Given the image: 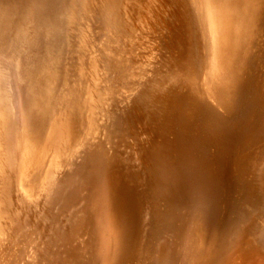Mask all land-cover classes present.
I'll list each match as a JSON object with an SVG mask.
<instances>
[{
    "label": "bare ground",
    "instance_id": "1",
    "mask_svg": "<svg viewBox=\"0 0 264 264\" xmlns=\"http://www.w3.org/2000/svg\"><path fill=\"white\" fill-rule=\"evenodd\" d=\"M256 72L261 75L259 83L262 90L259 86L258 88L264 96V0H0V264H57L59 262L57 260L63 257L61 255V253L64 254L63 250L68 249L65 248L67 243L71 238H76L82 224H85L83 223L84 213L89 210L87 205L91 203L89 196L94 195L91 193L93 188L91 194L87 193V185L93 184L94 178L92 177L96 174L95 170H92L94 162L97 165L101 160V163L106 162L108 165L115 157L116 124L120 114L135 107L134 104L143 103L149 106L150 110H158V114L166 109L175 108V106L177 108L180 102L177 98L175 99L176 93H186L191 102V108L195 111L203 112L207 111V108H212L229 112L234 108L243 89L252 81ZM253 110L255 114L257 108ZM147 114L148 112L146 116ZM150 115L152 116L151 113ZM179 121L181 127L176 137L172 139L170 137L166 143L169 157H174L175 161H173L177 164L176 166L171 163L174 165L171 169L176 173L179 172L175 173L177 183L174 184L176 188L173 190L176 191L177 198L178 196L185 197L189 193H197L202 197L206 195L214 204L226 201L225 192L230 182L227 164L232 153L230 150L234 149L237 137L231 135L223 139L226 136L217 137L202 132L203 141L198 143L192 135V127H187L185 122L181 123L182 120ZM247 122L249 124L250 120ZM145 125L147 126V123ZM151 125L147 126L149 130L152 129ZM141 134L144 133L141 132ZM158 141L159 139L156 142ZM210 142H214L212 143L214 150L208 153L203 148ZM154 146L156 147V144ZM158 147L161 148L160 144ZM152 154L154 155L153 151ZM262 158L258 160L259 162L255 160L252 166L256 167L259 163V168L261 166L263 168L264 159ZM159 160L164 159L159 158ZM232 164L235 165V163ZM107 165L103 166L104 169L108 168ZM168 165L170 164L167 162V167L164 166V169L168 168ZM161 166L159 168H162ZM97 171L100 172L99 169ZM105 172L102 173L109 174ZM150 173L148 171L149 175ZM160 173L164 175L162 171ZM112 175L113 173L110 176ZM239 177L240 175L238 180ZM119 178L122 180L121 177ZM233 178H231L232 181ZM165 180L167 181V178ZM243 180L246 179L243 178ZM116 181L119 182V179ZM116 181L113 183L115 182L118 188L120 186L117 187L119 183ZM94 184L97 186L99 183L97 184L95 180ZM108 185L110 184H107V187ZM126 185L129 184L126 182ZM156 187H158L157 184ZM170 188H172L171 185ZM156 189L153 191L155 192ZM260 189L262 190V187ZM109 193H105L104 197ZM139 194L128 190L125 194L127 199L123 209L119 206L116 210V204L114 206L113 201L110 202L107 198L109 202L105 203V209L99 210L100 212L97 211L99 208L96 210V214L102 216V219L99 217L103 232L100 237L102 246H100L102 250L104 248V253L108 254L110 253L109 248H113L110 256L103 253L105 260L101 261L104 264L116 262L114 260L121 241L123 220L129 246L142 237L139 233L141 226L138 211L141 197ZM159 196L156 198L159 199ZM100 197H102L101 194ZM168 197L171 198L169 195ZM97 198L96 201L92 200L94 206ZM182 202L185 203L184 200ZM102 203L99 206L104 208ZM165 204L168 205L167 202ZM169 205L171 209V203ZM158 206L160 207V204ZM159 207L156 206L155 209ZM232 207L229 211H232ZM152 210L151 213L156 211ZM90 211L94 213L93 210L90 209ZM166 212L165 210V214L168 213ZM87 214L89 213L85 215ZM96 214L94 215L97 216ZM91 216L87 217L92 218ZM95 216L94 221L98 218ZM252 218L254 220V217ZM183 219L182 223L185 221V218ZM259 219L258 234L255 232L254 237L261 241L264 237V212ZM157 220L159 222V219ZM92 221L89 224L90 229L91 225H95ZM85 225L84 227L87 228ZM182 227H184L183 224L181 229ZM166 228L168 227H165V231ZM184 230L182 229L183 232ZM186 230L189 231V229ZM219 230L221 231L222 228ZM92 231V236H95L94 230ZM164 232L162 231L163 234ZM88 233L84 235H89ZM72 235L75 236L72 237ZM173 236L176 237V235ZM229 236L225 234L219 241L220 239H217L212 232L206 234L200 226L196 225L192 235L186 238L189 241L184 247L185 259L183 256L184 260L179 258L178 261H184L182 264H211L212 262L213 264H242L251 253L257 254V245L254 246L253 243L247 245L248 243L244 242L240 244L236 241L238 238L235 240L234 236L233 238ZM167 237L166 235L163 238ZM87 238L84 240L85 243ZM74 240H72L73 243ZM167 241L168 239L165 242ZM216 241L223 243L222 248L219 247L220 253L226 249L222 259L216 258L219 255V250L215 246ZM89 243H86V246H89ZM80 246L82 247L81 244ZM151 246L154 247V242ZM182 246L179 244V247ZM69 247H76V245ZM174 248L178 247L175 245ZM72 249H68L70 253ZM82 251L84 252L83 249ZM154 251L158 252L156 249ZM92 252L94 253L93 249ZM164 253L161 255L163 260H165ZM68 254L67 257L74 253L69 256ZM151 255L149 257L154 256ZM67 257L66 263L68 264ZM149 257L147 259H150ZM77 258H71V262L73 263ZM139 259L140 262L143 260L140 257ZM153 259L156 260L154 257ZM173 259H168L170 264L173 263L171 262ZM163 260L162 264L165 263Z\"/></svg>",
    "mask_w": 264,
    "mask_h": 264
},
{
    "label": "rangeland",
    "instance_id": "2",
    "mask_svg": "<svg viewBox=\"0 0 264 264\" xmlns=\"http://www.w3.org/2000/svg\"><path fill=\"white\" fill-rule=\"evenodd\" d=\"M178 33H179V30H178ZM259 79V80H258ZM260 79H261V75H260V73H258V72H256V74L254 75V77H253V79H252V81L248 84V86L247 87H245L244 89H243V91H242V93H241V95H240V97H239V99H238V101H237V103L235 104V106H234V108L232 109V110H230L229 112H222V111H220V110H215V109H212V108H207V111H203V112H199V111H195L194 109H192L191 108V102H190V100H189V98L187 97L188 95H186V93H176L174 96H176L175 97V99L177 98V100H179V102H180V104L177 106V108H176V106H175V108H171V109H166V110H164V111H162V113H160L159 112V114H158V110H154V109H149V106H147V105H145L144 103L143 104H134L133 106H137V109H136V106L135 107H133V108H129L128 110H126V111H124L122 114H120V116H119V119H118V121H117V124H116V135H117V138H116V140H117V145H116V148H115V157H114V159L110 162V164H106V162H102L101 163V160L99 161V163H101V164H99V163H97V165H96V162H94L95 164H94V168H92V170H95V172H96V174H95V177H94V175H93V177H92V179H93V184L92 185H87V187H88V190H87V193H89V194H91V193H93L94 195H95V197L97 198V197H99V199L97 198V202H96V204H95V206H94V202L92 201V200H95L96 201V198L94 197V195H92L91 194V196H89L90 197V199H89V202H91V203H89L88 205H87V209H89V210H86V213H89V214H87V215H85L86 213H84V217H85V219L87 220V218H89L87 221H89V222H87L84 218V220H83V223H85V224H88V225H85V226H87V228H85L84 227V225L82 224V226H81V229H79V232H78V234H80V236L79 237H81V238H79L77 235L75 236V235H72V237H76V238H71V240L70 241H72L73 239H75L74 240V243H73V241H72V246H74V245H76V247H69V246H71L70 245V241H69V243H67V245L65 246V248H68V249H71V248H75V250H77L76 252H78V253H76L75 252V250H71L72 252L71 253H76L75 255H77V256H79L78 258L74 255V254H72V255H70L71 253H70V251L68 250V249H64L65 251H66V253H65V251L63 250V252H64V254H62L61 253V255H63V257H59V259L61 258V260H57V261H59V262H57V264L59 263H61V264H67L66 262H67V260H66V257H67V254H68V252L70 253V254H68V256L69 257H67L68 258V264H75L76 262V264H78L79 262H80V264L82 263V264H84V263H86V264H99V263H103L104 264V262H102L103 260H105L104 258L105 257H103V253H104V248H103V250H102V248H101V246H102V244H101V238L100 237H102V234H103V232H102V229H101V227L100 226H102V222L100 223V221H101V219H102V216H100V215H98V213L96 214V210L97 211H99V210H102V209H105V207L104 206H106L105 205V203L106 202H109V200H110V202H112L113 201V203H114V206H115V204H116V206H115V208H116V210H118L119 208L120 209H123V205L125 204V201H126V199H127V197L125 196V194H126V192H128V190H133L134 192H136L137 193V195L139 194V196H141L140 197V201H139V212H140V231H139V233L141 234V238L139 239L138 238V241H137V239L134 241V243L132 242V244L130 245V246H132V247H130L129 245H128V242H127V236H126V226H125V222H124V220H123V223H122V225H121V241H120V245H119V248L117 249V253H116V259L114 260V261H116V262H114L113 264H116L117 262V264H146V263H148V264H162L161 262H162V260H163V256H161V255H163V253L165 254V255H167L166 256V258H167V260H166V258H165V255H164V259L165 260H163L165 263H163V264H166V263H168V264H170V261L168 260V259H173L174 258V256H175V259H173V260H171V262H173V263H171V264H174V263H177V264H182L184 261H178V260H180V259H182V260H184L185 259V256H186V252H185V245H187L186 243H188V241H189V239L188 240H186V238H189V236H191L192 235V233H193V229H194V227L197 225V226H200L202 229H203V231L206 233V234H211V232L213 233V235H215L216 237H217V239H220L221 238V236H224L225 234H227V236H234V238H235V240L238 242V243H240L241 244V242H244L245 244H247V245H250V243H253L254 244V246H256V251H257V254H256V256H258V257H261V258H264V255H262V254H264V237H262L261 238V241H260V239H255V232H256V234H258L257 232H258V230H259V221H260V215L262 214V212H264L263 211V209H264V183H263V181H264V177H263V175H264V171H262V169L264 170V167L262 168V166H261V168H259V163H258V166H252V163L255 161V160H259V159H261L262 157V159H264V96L261 94V90H262V87H260L261 85H260V83H259V81H260ZM258 86H259V88L261 89H259L258 88ZM259 89V90H258ZM256 90L260 93V94H258V92H256ZM253 92V93H252ZM179 94H180V96H179ZM245 94V95H244ZM256 94V95H255ZM257 94H258V96H257ZM257 96V97H256ZM260 97H261V99H260ZM255 100V101H254ZM261 100V101H260ZM261 103H260V102ZM260 105H259V104ZM255 105V106H254ZM141 108H139V107ZM255 108V110H256V108H257V110H256V113L254 114L253 112H255L253 109ZM130 109H131V112H132V114H131V112H130ZM144 109H146V110H144ZM133 110V111H132ZM170 110V111H169ZM153 111V112H152ZM156 111V112H155ZM128 112V113H127ZM143 112V113H142ZM148 112V114H147V116H146V113ZM155 112V113H154ZM171 112V113H170ZM135 115H137V116H135ZM150 113L152 114V116L150 115ZM170 113V114H169ZM127 114V115H126ZM154 114H155V116H154ZM157 114V115H156ZM253 114V115H252ZM258 114V115H257ZM149 115H150V117H149ZM163 115V116H162ZM168 115H170V117L168 116ZM230 115V116H229ZM251 115H252V117H251ZM128 116V117H127ZM168 116V117H167ZM246 116H247V118H249L248 120H246L245 121V119H247L246 118ZM249 116V117H248ZM253 116H255L254 118H253ZM256 116H258V118L256 117ZM262 116V117H261ZM140 118V119H139ZM146 120H145V119ZM148 118V119H147ZM252 118L254 119V120H252ZM134 119H136L137 121H135ZM151 119H152V121H151ZM167 121H166V120ZM158 122H157V121ZM161 120V121H160ZM165 120V121H164ZM172 120V121H171ZM177 120H178V122H177ZM179 120H182L181 121V123L182 122H185L186 124H187V127L189 126V127H192L191 128V130H193V133H192V135H193V137L195 138V140H196V142H201V140L203 139H201V137H202V135H204L203 133H206V134H209V135H212V136H217V137H220V136H226V137H224L223 139H227L229 136H231V135H235L236 137H237V139H236V143H235V147H234V149L231 151L230 150V152H232L231 153V156H230V158L228 159V164H227V171H228V180L230 181L229 182V186H227V189H226V192H225V196H226V201H223V202H217V203H211V201H210V199H208V197L205 195L204 197H202L201 196V194H197V193H189L187 196H185V197H182V196H178V198H177V195L175 194L176 193V191H173L174 190V188H176V181H177V175L176 174H178L179 172H175V171H172L173 169H171L172 168V166H173V168H174V165L173 164H171V163H174L175 164V159H174V157H172V156H170L169 157V155H168V151H167V147H166V143H167V140L170 138V139H172V138H174V137H176V135H177V133H178V130H180V127H181V124L179 125ZM250 120V123H252V124H248V122L247 121H249ZM256 120V121H255ZM130 121V122H129ZM148 121V122H147ZM164 121V122H163ZM258 121H260L261 122V124H260V122H258ZM141 122V124H142V126H140L141 124H139ZM147 123V126H149V125H151V122H153V123H155L154 125H153V123H152V125L150 126V128L152 127V129H150L149 130V127H147L145 124ZM166 122V123H165ZM246 122H247V126L245 125L246 124ZM136 123H137V125H136ZM162 123H164V124H162ZM138 124H139V127H138ZM149 124V125H148ZM161 124V125H160ZM258 124V125H257ZM144 125V126H143ZM162 126L161 128L159 127L158 128V126ZM163 125H165V126H163ZM240 125V126H239ZM146 126V127H145ZM155 126H157V127H155ZM238 126V127H237ZM138 127V128H137ZM153 127H154V129H153ZM247 128H249L248 130H247ZM141 129V130H140ZM155 129H157V130H155ZM161 129V130H160ZM150 132H148V131ZM154 130V131H153ZM244 130V131H243ZM262 130V131H261ZM158 132V134H156L157 132ZM139 132V133H138ZM141 132H143L144 134H141ZM203 132V133H202ZM146 133V134H145ZM139 134H140V136H139ZM151 134V135H150ZM153 134V135H152ZM162 134V135H161ZM166 134V135H165ZM247 134V135H246ZM149 135V137L147 138V136ZM156 137H155V136ZM170 135V136H169ZM199 135H201V136H199ZM143 136V137H142ZM146 136V137H145ZM159 137V138H158ZM160 137H162V138H160ZM244 137H245V139H244ZM152 138V139H151ZM145 139V140H144ZM151 139V142L149 141ZM159 139V141L158 142H156L157 140ZM162 141H161V140ZM147 140H148V142H147ZM154 142H153V141ZM145 141V142H144ZM203 141V140H202ZM143 142V143H142ZM156 142V143H155ZM253 142V143H252ZM149 143H151V144H149ZM162 143H163V145H162ZM212 143H214V142H210V143H208V146H206L205 148H203V150H207L208 151V153H210V152H212L213 150H214V145L212 144ZM154 144H156V147L154 146ZM159 144H160V147L161 148H159L158 146H159ZM241 144H243V145H241ZM165 145V146H164ZM148 146H150V147H148ZM250 146H252V147H250ZM154 149H152V148ZM241 147H243V148H241ZM248 147V148H247ZM146 148V149H145ZM149 148V149H148ZM157 148V149H156ZM223 148V147H222ZM135 149V150H134ZM159 149H160V151H159ZM246 149V150H245ZM142 150L144 151V152H142ZM147 150V151H146ZM150 150H151V152H150ZM158 150V151H157ZM243 152H242V151ZM246 152H245V151ZM258 150V151H257ZM152 151H153V153H154V155L152 154ZM154 151H156V152H154ZM162 151V152H161ZM240 152V155H238V153ZM248 152V153H247ZM135 153V154H134ZM157 153H159V154H157ZM150 154V155H149ZM166 155V156H163V155ZM144 155V156H143ZM151 155H153V156H151ZM167 155H168V157H167ZM238 155V156H237ZM253 155V156H252ZM148 158H147V157ZM197 156V155H196ZM237 156V157H236ZM137 157V158H136ZM143 157V158H142ZM243 157V158H242ZM144 158H146L147 160H149V161H147L146 159L144 160ZM152 160H151V159ZM158 158V159H157ZM159 158L160 159H164V160H159ZM249 158V159H248ZM158 160V162H157V160ZM167 159V160H166ZM246 159V160H245ZM154 161V162H151V161ZM165 160H166V163H165ZM171 160V161H170ZM174 160V161H173ZM240 160V161H239ZM123 161V162H122ZM160 161L162 162V163H160ZM149 162V163H148ZM167 162L171 165H168V168H166V169H164V166H166L167 167ZM259 162V161H258ZM113 163V164H112ZM119 163V164H118ZM159 163H160V165H162L161 167L162 168H159ZM165 163V164H164ZM232 163H235V165L234 164H232ZM245 163V164H244ZM102 164H104V165H102ZM117 164V165H116ZM155 164V165H154ZM156 164H157V166H156ZM99 165V166H98ZM100 165H102V166H100ZM105 165H107V167L108 168H105L104 169V167H106ZM114 167H113V166ZM127 165V166H126ZM130 165V166H129ZM154 167H153V166ZM176 166H177V164H175ZM232 165V166H231ZM247 165V166H246ZM104 166V167H103ZM117 166V167H116ZM125 166V167H124ZM134 167V166H137V167H134V168H131V167ZM234 166V167H233ZM97 167H99V168H97ZM111 167V168H110ZM116 167V168H115ZM119 167V168H118ZM148 167V168H147ZM151 167V168H150ZM158 169H157V168ZM234 169H233V168ZM238 167V168H237ZM241 169H240V168ZM102 168V169H101ZM135 168H137V169H135ZM156 168V169H155ZM170 168V169H169ZM250 168V169H249ZM256 168H259V169H257V170H255ZM99 169V171L100 172H98L97 170ZM103 169H104V171H103ZM107 169V170H106ZM108 169H110V170H108ZM132 169V170H131ZM153 169H155V170H153ZM160 169H164V170H160ZM102 170V171H101ZM111 170H113V171H111ZM114 170H115V172H118V170H120L118 173L119 174H121V175H119L118 173H115L114 172ZM123 170V171H122ZM125 170V171H124ZM153 170V171H152ZM170 170V171H169ZM231 170H233L234 171V173H233V171H231ZM241 170H243V171H241ZM259 170V171H258ZM105 171H107V173L109 172V174L111 173H113V177L112 176H110L109 174H107L109 177H107V175L106 174H103V173H106ZM148 171H149V173H150V175L148 174ZM162 171V173H164V175L163 174H161L160 172ZM172 171V172H171ZM231 171V172H230ZM260 171H261V173H260ZM103 172V173H102ZM127 172H128V174H127ZM133 174H132V173ZM139 172H142V173H139ZM155 172V173H154ZM159 173V175H157V173ZM165 172H167V173H165ZM171 172V173H170ZM240 172V173H239ZM246 172V173H245ZM257 172L259 173V174H257ZM100 173H101V176H100ZM123 173H125V174H123ZM145 173V174H144ZM176 173V174H175ZM116 174V175H115ZM127 174V175H126ZM132 174V175H131ZM140 174H144V175H140ZM154 174H156V176L154 175ZM175 174V175H174ZM236 174V175H235ZM245 176H244V175ZM105 176V178L107 179V178H110L108 181L105 179L104 180V176ZM126 177H124V176ZM147 175V176H146ZM240 175V177H239V180H238V176ZM241 175H243L242 177H241ZM250 175V176H249ZM259 175V176H258ZM97 176V177H96ZM100 176V177H99ZM159 176H161V178L159 177ZM164 176H166V177H164ZM171 176H172V178H171ZM257 176H258V178H257ZM99 177V178H98ZM119 177H121L122 178V180L119 178ZM140 177V178H139ZM149 177H153V180H151V178H149ZM156 177H158L157 179H156ZM162 177H163V179L165 178H167V181L164 179H162ZM174 177V178H173ZM235 179H234V178ZM263 177V178H262ZM101 178V179H100ZM103 178V179H102ZM119 179V182L118 181H116L117 179ZM127 180H125V179ZM160 178V179H159ZM168 178H169V180H168ZM231 178H233V181H232V179ZM243 178L244 179H246V180H243ZM248 178V179H247ZM98 179V180H97ZM99 179H100V181H99ZM113 179V180H112ZM116 179V180H115ZM154 179H156V180H154ZM175 179H176V181H175ZM262 179V180H261ZM95 180H96V183L98 184H96L97 186H95ZM151 180V181H150ZM160 180H162V181H160ZM98 181V182H97ZM106 181V182H105ZM113 181H116V182H118L119 183V185H117V187L118 186H120V187H118V188H116V184H114L113 183ZM125 181V182H124ZM134 181V182H133ZM156 181H157V183H156ZM160 181V182H159ZM164 181H166V182H164ZM170 181V182H169ZM249 181V182H248ZM126 182L129 184V185H126ZM164 183V184H162V183ZM168 182H169V185H168ZM242 184H241V183ZM102 183V184H101ZM104 183L106 184V185H104ZM117 183V184H118ZM125 183V184H124ZM150 183V184H149ZM152 183H154V184H152ZM158 185V187H156V184ZM159 183V184H158ZM161 183V184H160ZM233 183H235V184H233ZM241 185H240V184ZM247 183V184H246ZM261 183V184H260ZM263 183V184H262ZM107 184H110V185H108V187H107ZM131 184V185H130ZM172 184H173V186H172ZM175 184V185H174ZM255 184V185H254ZM93 185H94V187H93ZM111 185H112V187H111ZM161 185H167L166 187H164V186H161ZM170 185H171V187L172 188H170ZM234 185V186H233ZM115 188H114V187ZM122 186H125L124 188H122ZM129 186V187H128ZM144 186V187H143ZM157 188H155V187ZM258 186H261L262 187V190L258 187ZM97 188L96 190L94 189V188ZM104 187H105V190H104ZM128 187V188H127ZM135 187V188H134ZM151 187H153V189L155 190L156 189V191L154 192L153 191V189L151 188ZM161 187V188H160ZM233 187H235V189H236V191H235V189L233 188ZM238 187V188H237ZM92 188H93V191L95 192H93L92 191ZM100 190H102V191H100ZM109 189V192L110 191H114V192H108V189ZM110 188H111V190H110ZM122 188V189H121ZM150 188V189H149ZM158 188H160V190H158ZM166 188V189H165ZM241 188V189H240ZM249 190H248V189ZM118 189V190H117ZM126 189V190H125ZM243 189H245V190H243ZM161 190H163L164 192H162ZM169 190H170V192H169ZM172 190V191H171ZM238 190L240 191V192H238ZM92 191V192H91ZM104 191H107V192H105L106 194L107 193H109L108 195H105V197H104ZM118 191H119V193H118ZM143 191V192H142ZM159 193H158V192ZM165 191H166V194H168L169 196H171V198L170 197H168V195H167V197H166V194H165ZM231 191V192H230ZM234 191V192H233ZM244 193H243V192ZM250 192V193H248V192ZM91 192V193H90ZM97 192V193H96ZM102 192V193H101ZM122 192V193H121ZM123 192H124V194H123ZM144 192L146 193V194H144ZM160 195H157V193ZM247 192V193H246ZM260 192H262V193H260ZM99 193V194H98ZM112 193V194H111ZM115 193H118V194H115ZM121 193V194H120ZM162 193H164L165 194V197H164V194L162 195ZM242 193V194H241ZM88 194V195H89ZM98 196H97V195ZM100 194H101V196L102 197H100ZM123 194V195H122ZM142 194V195H141ZM149 194V195H148ZM153 194V195H152ZM170 194H172V195H170ZM249 194V195H248ZM157 195V196H156ZM245 195H248L247 197L245 196ZM252 195V196H251ZM107 196V197H106ZM112 196V197H111ZM116 196V197H115ZM117 196H118V199H117ZM146 196V197H145ZM148 196V197H147ZM153 196H156V197H160L159 199L158 198H154ZM163 198H162V197ZM240 196H242V197H240ZM249 196H250V198H249ZM104 197V198H103ZM153 198V201H152V198ZM175 197V198H174ZM180 197V198H179ZM232 197H233V199L234 198H236V199H234L235 201L237 200V203H235V201L232 199ZM251 197H254L253 199L251 198ZM103 198V199H102ZM106 198V199H105ZM109 200H108V199ZM123 198V199H122ZM144 198H145V200H144ZM165 198V200H163ZM238 198V199H237ZM248 198V199H247ZM256 198V199H255ZM114 199V200H113ZM141 199H142V201H141ZM147 199V200H146ZM169 199V200H168ZM174 199H176V200H174ZM180 199V200H179ZM231 199H232V202H231ZM101 200H102V202H101ZM105 200H107V201H105ZM121 200V201H120ZM161 200V201H160ZM173 202H172V201ZM179 200V201H178ZM184 200V204H183V201ZM187 200H188V202H187ZM239 200V201H238ZM243 200V201H242ZM251 200V201H250ZM103 204L102 206L104 207V208H101L99 205H101V203ZM119 201V202H118ZM148 201V202H147ZM151 201V202H150ZM160 201V202H159ZM164 201V202H163ZM169 201H170V203H171V209H170V203H169ZM93 202V203H92ZM146 202V203H145ZM156 202V203H155ZM158 202H159V204H160V207L158 206L159 204H158ZM165 202H167L168 203V205L167 204H165ZM180 202V203H179ZM242 202V203H241ZM244 202V203H243ZM253 202V203H252ZM259 202H260V204H259ZM99 203V204H98ZM153 203V204H152ZM162 203V204H161ZM164 203V204H163ZM172 203H173V206H175V207H173L172 206ZM231 203V204H230ZM232 203H234L233 204V207H232ZM253 205H252V204ZM93 204V205H92ZM98 204V205H97ZM141 204V205H140ZM152 204V206L150 207V205ZM154 204H158V205H154ZM177 204H179V205H177ZM180 204H182L183 205V207H182V205H180ZM185 204H187V205H185ZM189 204V205H188ZM191 204H192V206H191ZM236 204V205H235ZM249 204V205H248ZM251 204V205H250ZM259 204V205H258ZM90 205V206H89ZM145 205V206H144ZM148 205V206H147ZM166 207H165V206ZM231 205V206H230ZM94 206V209H95V211H94V209L92 208ZM96 206H97V208H96ZM120 206V207H119ZM157 206V208L159 207V209H163L162 211L161 210H159V209H155V207ZM179 206V207H178ZM119 207V208H118ZM167 207L169 208V209H167ZM185 207V208H184ZM230 207H232V211H229L231 208ZM236 207H238V209L236 208ZM242 207V208H241ZM258 209H257V208ZM260 207H262V209L260 208ZM101 208V209H100ZM153 210H152V209ZM164 208H165V210L168 212H166L167 214H165V210H164ZM172 208H174V209H172ZM175 208H176V210H175ZM181 208V210H178V209H180ZM230 208V209H229ZM250 208V209H249ZM256 208V209H255ZM90 209L91 210H93V212L94 213H92V211H90ZM143 209V210H142ZM240 209V210H239ZM243 209H245V211L243 210ZM250 211H249V210ZM254 209V210H253ZM141 210V211H140ZM151 210L152 211H155V212H152L151 213ZM170 210V211H169ZM171 210H173V211H171ZM174 210H175V212H174ZM215 210H216V213H215ZM221 210V211H220ZM235 210H236V213H235ZM243 212H242V211ZM256 210V211H255ZM261 210H262V212H261ZM87 211H89V212H87ZM146 211V212H145ZM157 211H160L159 213H157V214H159V215H157V214H155ZM177 211V212H176ZM188 211V212H187ZM240 211V212H239ZM253 211V212H252ZM100 212V211H99ZM144 212H145V214H144ZM162 212V213H161ZM164 212V213H163ZM170 212H172V213H176V214H179V215H176L175 216V214H173L172 215V213L170 214ZM184 212H185V215H184ZM221 212V213H220ZM229 212V213H228ZM246 212V213H245ZM248 212V213H247ZM258 212V213H257ZM161 213V214H160ZM181 213V214H180ZM231 213V214H230ZM242 213V214H241ZM244 213V214H243ZM254 213H256V214H254ZM94 214H96L97 216H95ZM158 217H156L155 215ZM237 214V215H236ZM91 215H93V217L91 216ZM162 215H164V216H166V218L164 217V216H162ZM170 215V216H169ZM242 217H241V216ZM250 215V216H249ZM253 215V216H252ZM87 216H91L92 218H90V217H87ZM94 216H95V218H97L98 219V221H97V219H95L96 221H94ZM161 216V217H160ZM184 216V217H183ZM214 216V219H212V217ZM227 216H228V219H226L227 218ZM235 216V217H234ZM254 217V220H253V218L252 217ZM259 216V217H258ZM101 219H100V218ZM160 217V218H159ZM162 217H164L167 221H169V222H167L164 218H162ZM172 217V218H171ZM187 217H189V218H187ZM233 218V219H231V218ZM257 217H258V219H257ZM162 218V220H160ZM174 218H176V219H174ZM178 218V219H177ZM183 218H185V221H187V222H185L184 221V223H187L188 224V226L190 227V228H188V226H187V224H184V223H182V221L184 220ZM220 218V219H219ZM222 218V219H221ZM237 218V219H236ZM157 219H159V222H158V220ZM174 219V220H173ZM245 219V220H244ZM91 220H93L92 222H95L93 225L94 226H92L91 225V229H90V225L89 224H91ZM176 220H177V222H176ZM180 220V221H179ZM232 222H231V221ZM250 220V221H249ZM257 220V221H256ZM87 223H86V222ZM156 221V222H155ZM179 221V222H178ZM227 223H226V222ZM97 222V223H96ZM100 224H99V223ZM158 222V223H157ZM167 224H166V223ZM225 222V223H224ZM241 222V223H240ZM257 222V224H254V223H256ZM160 223V224H159ZM176 223V224H175ZM237 223H240L239 225H236ZM163 224V225H162ZM169 224H171V225H169ZM182 224H183V226L184 227H182V229L184 230V232L182 231V229H181V226H182ZM191 224V225H190ZM226 224V225H225ZM143 225V226H142ZM169 225V226H168ZM178 225V226H177ZM248 225V226H247ZM164 226V227H163ZM175 226V227H174ZM185 226H186V228H185ZM227 226V227H226ZM237 226H239V227H237ZM89 227V228H88ZM156 227H159V228H157L156 229ZM165 227H168V229L165 231ZM171 227V228H170ZM173 227V228H172ZM224 227V228H223ZM245 227V228H244ZM93 228H95V229H98V230H100V232L98 231V230H95V229H93ZM154 228V229H153ZM164 230H163V229ZM222 228V230L220 231L219 229H221ZM225 228H227V229H225ZM247 228V229H246ZM255 228V229H254ZM86 229V230H85ZM88 229V230H87ZM90 229V230H89ZM176 231H175V230ZM178 229H180V230H178ZM186 229H189V231H187ZM223 229H224V231H223ZM258 229V230H257ZM82 230V231H81ZM86 232H85V231ZM92 230H94V235L95 236H92V234L91 233H93V231ZM142 230V231H141ZM159 230H161V231H159ZM171 230H173V231H171ZM229 232H228V231ZM236 232H235V231ZM240 230V231H239ZM256 230V231H255ZM81 231V232H80ZM92 231V232H91ZM162 231L164 232V234L162 233ZM170 231V232H169ZM179 231V232H178ZM182 231V232H181ZM186 231H187V233H186ZM191 231V232H190ZM220 231V232H219ZM223 231V232H222ZM233 231V232H232ZM238 231V232H237ZM253 231V232H252ZM89 232V233H88ZM95 232H96V234H95ZM99 232V233H98ZM179 234H178V233ZM180 232H181V234H180ZM225 232V233H224ZM84 233L86 234V233H88L89 235H84ZM154 233H156V234H154ZM173 233V234H172ZM175 233V234H174ZM186 235V237H185V235ZM223 233V234H222ZM99 234L101 235V236H99ZM139 234V235H140ZM160 234V235H159ZM178 234V235H177ZM229 234V235H228ZM249 234V235H248ZM98 235V236H97ZM168 236L167 238H163V237H165V236ZM173 235H176V237H174ZM180 235H182L181 237H180ZM184 235V236H183ZM86 236V237H85ZM89 236V237H88ZM229 236V237H230ZM90 239L91 238V240H88V238ZM97 237H99V238H97ZM150 237V238H149ZM156 237V238H155ZM161 237V238H160ZM173 237V238H172ZM183 237V238H182ZM243 237V238H242ZM87 238V240H86V243L88 244L89 242L88 241H91L90 243H89V246H86L87 244L85 243V239ZM153 238H155V239H153ZM160 239V241H159V239ZM233 238V237H232ZM76 239H78V240H76ZM94 239V240H93ZM100 239V240H99ZM156 239H157V241H156ZM164 239H165V241L168 239V241L167 242H165L164 241ZM179 240L178 242H174V240ZM186 240V241H183V240ZM223 239V238H222ZM97 240V241H96ZM141 240V241H140ZM163 241V243L165 244V245H163V243H162V241ZM257 241V243H256V241ZM75 241H76V243H75ZM78 241H79V243H78ZM82 241H84V243L82 242ZM100 241V242H99ZM220 241H221V239H220ZM255 241V242H254ZM81 242V243H80ZM153 242H154V247L153 246H151L152 244H153ZM157 242V243H156ZM184 244H183V243ZM258 242H259V244H258ZM93 243H94V246H93ZM143 243V244H142ZM158 243H161L160 245L158 244ZM175 243V244H174ZM69 244V245H68ZM80 244L82 245V247L80 246ZM85 244V245H84ZM158 244V245H157ZM174 244V245H173ZM179 244H180V246H182V245H184V246H182L184 249H182V247H179ZM90 245H92L91 247H90ZM101 245V246H100ZM150 245V246H149ZM168 247H167V246ZM172 245V246H171ZM176 245V247H178V248H174V246ZM178 245V246H177ZM261 245V246H260ZM68 246V247H67ZM100 246V247H99ZM259 246V247H258ZM135 247V248H134ZM137 247V248H136ZM160 247V248H159ZM165 247V248H164ZM101 248V249H100ZM121 248V249H120ZM140 248V249H139ZM152 248H154V249H156L158 252H156V251H154V249H152ZM182 250H181V249ZM80 249V250H79ZM82 249L84 250V252L82 251ZM85 249H87V251L85 250ZM91 249V250H90ZM92 249H93V251H94V253L92 252ZM95 249H96V251H95ZM113 248H109V251L108 252H110L109 254L111 255V252H113V250H112ZM137 249H138V251H137ZM150 249V250H149ZM152 249V250H151ZM173 249V250H172ZM175 249V250H174ZM180 249V250H179ZM100 250V251H99ZM165 250V251H164ZM172 252H171V251ZM180 252H179V251ZM146 251V252H145ZM152 251H154V252H152ZM161 251H163V252H161ZM177 251V252H176ZM91 252V253H90ZM161 252V253H160ZM89 253V254H88ZM101 253V254H100ZM106 253V252H105ZM104 253V254H105ZM148 253H150V255H151V253H152V255H154L153 257L154 258H156V260L155 259H153V257H149L148 256ZM155 253H158V254H155ZM160 253V254H159ZM171 253H172V255H171ZM175 253V254H174ZM179 253V254H178ZM180 253H183V254H180ZM82 254V255H81ZM92 254H93V256H92ZM98 254V255H97ZM108 256H110L108 253H106ZM146 254H147V257H146ZM60 255V256H61ZM64 255H66L65 257H64ZM90 255V257H88ZM99 255H101V257L99 256ZM135 255V256H134ZM151 255V256H152ZM155 255H158L157 257H159V258H157ZM171 257H170V256ZM84 256V257H83ZM99 256V257H98ZM105 256V255H104ZM144 256H145V258H146V260H145V258H144ZM184 256V257H183ZM263 256V257H262ZM103 257V258H102ZM139 257L141 258V262H140V259H139ZM150 258V259H147V258ZM184 259H183V258ZM65 258V260H63V259ZM70 258V259H69ZM71 258H77L73 263L71 262L72 261V259ZM87 260H86V259ZM91 258V259H90ZM178 258V259H177ZM180 258V259H179ZM151 259H152V261H151ZM160 259V260H159ZM162 259V260H161ZM63 260V261H62ZM91 260V261H90ZM96 260L98 261V262H96ZM102 260V261H101ZM149 260L151 261V262H149ZM153 260H154V262H153ZM175 260L177 261V262H175ZM140 263H139V262ZM155 261H157V262H155ZM158 261H160V263L158 262ZM62 262H65V263H62ZM136 262V263H135ZM146 262V263H145ZM181 262V263H180ZM56 264V263H55Z\"/></svg>",
    "mask_w": 264,
    "mask_h": 264
},
{
    "label": "water",
    "instance_id": "3",
    "mask_svg": "<svg viewBox=\"0 0 264 264\" xmlns=\"http://www.w3.org/2000/svg\"><path fill=\"white\" fill-rule=\"evenodd\" d=\"M220 241V240H219ZM222 244L223 243H220V242H218V241H216V243H215V246H217V248H218V250H219V255H218V257H216L217 259H219V258H223L224 257V252L226 251V249H223V252L222 253H220V248H222ZM225 244V243H224ZM220 247V248H219ZM226 248V247H225ZM217 250V251H218ZM244 261V260H243ZM211 264H213V262L211 263ZM242 264H264V258H261V257H258V256H256V254H250L246 259H245V261L244 262H242Z\"/></svg>",
    "mask_w": 264,
    "mask_h": 264
}]
</instances>
